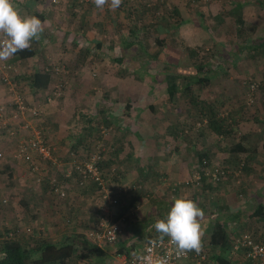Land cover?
Masks as SVG:
<instances>
[{
  "label": "rangeland",
  "instance_id": "374dc122",
  "mask_svg": "<svg viewBox=\"0 0 264 264\" xmlns=\"http://www.w3.org/2000/svg\"><path fill=\"white\" fill-rule=\"evenodd\" d=\"M17 1L20 2L22 0ZM90 1L91 0H80V6L79 8L77 7L79 12L74 9L73 11L82 15L85 11V7L88 6L86 4ZM198 1L205 2L204 0H196L195 2L192 0H167L165 4L167 7H165V5L163 6L162 4L156 3L155 0L152 1L155 4L152 3V7L150 6L148 9L151 15H149L147 11L145 12V17H142V20L139 21L140 29L137 33L144 46L142 49L148 53L146 56L137 55L138 51L140 53V47L137 44L132 46L123 44L124 38L129 36L128 28L131 25L130 19H127L126 23L119 28L111 24L99 25L94 23L91 25L89 21H85L82 27L77 28L75 24L77 21L75 22V20H73L72 23L69 24V17L73 15L72 9L68 6L70 3L69 0L47 1V6H49L47 9H49L51 14L49 13V19L46 20L47 23L45 25V31L42 34V39L34 44L37 54L35 57L22 62L21 70L22 73H29L32 72L33 69L47 71V68L51 66L58 68L62 75L60 73L52 76L51 89L57 87L62 80L67 84V87L64 88V90H66L64 95L67 94L68 100H71L73 103L72 113L83 108L87 115L95 116L97 129L93 130L94 134L92 135L95 137L90 143L86 141H81L79 143L84 149L81 148L80 155L78 154L79 156L77 159H79V161H82L83 156H85L83 159H87L99 144L106 145V133L108 131L112 133L114 130V125L108 126L107 122L104 121V117L106 116L102 112L104 107H110L109 109L114 112L119 110L122 111V116L124 118L121 120L120 125H118L123 126V128H125L124 131L128 133V130L137 128V123H139L137 122V108L146 103H139V100H143V102L146 100L148 101L149 97L153 96L154 93H156L157 97L167 98L165 75L167 73H189V71L192 70L193 73H195L196 70L192 69L194 63H204V71L200 74L208 78V82L205 84L192 86V91L199 100L217 110L220 118L226 117L225 119L230 127L233 126V121L236 119L235 111L237 109L238 113L245 112L248 116H254V130L258 131L259 129H264V46L258 45V48L255 50L249 48L255 44L257 45V43L264 38V0H210L208 3L209 5L204 7H202V3ZM236 2H243L245 26L247 30L253 33L251 39L246 41L237 37L236 32L238 27L235 18L227 14L232 4ZM37 5H39L38 8ZM177 5H180V8L178 6L180 18L185 20L183 24L178 28L174 26L168 27L166 25L164 28L169 29L160 31L159 28L158 30L155 22H161L162 24L164 18L167 19V17H171L172 8ZM16 6L22 13L27 14L43 12L44 8V6L40 5L39 1H36L32 7L21 8L18 3ZM130 6L132 9L136 8L134 12L137 11V1L133 2ZM100 12L103 14V11ZM100 12L99 10L93 11L90 12V15H93V19H98L101 16ZM221 13L224 15L222 16L223 18L220 16ZM148 16L151 17L153 22H149ZM53 22L56 24H53ZM69 25L73 27L74 30H76V28L79 29V31L84 29L85 35H66L65 31ZM101 29L105 31H101ZM158 39L164 41L165 44L161 45ZM181 40L184 42L183 45L186 46H181ZM163 46L165 47L163 48ZM188 46L196 48L197 52L202 56L197 58L190 57L186 49ZM67 50H74L77 52V55H75V52V54L67 53ZM118 59L121 60L118 61ZM2 63L3 62H0V77H6V80H0V107H2L0 108V112L4 111L6 113V109L9 106L7 111L14 109V104H17L15 101L17 99H22L25 110L24 115L20 117V119L21 121L29 123V127L32 128L40 121L44 112H46L45 107L47 103H45V96L47 95L45 94H47V92H38L35 94L25 82L21 84L15 83V81H13L14 75L12 71H7ZM14 72L19 74L20 70L17 69ZM253 80L260 83V88L255 93L254 101L250 102L248 82ZM119 82L123 83L122 87L117 86ZM61 94V91L54 93L55 97L57 96V100ZM190 97L191 96H187V93L180 91V93L176 95V100L170 103L171 110L169 111L179 118H187L185 121L190 128H192L191 126L194 121L200 118V114L191 103ZM106 98L114 102L111 101V105L108 106L107 102H105ZM117 98L119 99L120 107H122L121 109H118L120 107L115 101ZM123 98H126V100L123 101ZM5 99L6 101L8 100L7 103L4 102ZM56 99L52 100V102ZM3 103H6V105ZM241 108L242 110H240ZM109 109L107 110L110 111ZM34 110H36L37 114H34ZM147 111L148 110H146L145 113L143 112V114L145 115ZM85 113L83 114L85 115ZM158 115V119L153 123V119L150 120L149 118H154L153 116L155 115L149 116L147 114L144 120H142V123L146 121L147 124L149 122L150 124L152 123L151 127L155 131L158 129L162 130V128L167 129V124L171 121L172 116H169L168 113L164 114V110H161ZM165 115L166 117L162 118ZM66 116L68 117V114H66ZM248 121H250V119ZM14 125L15 123L8 115H3V117L0 118V171L9 165L5 170L12 172L13 183L16 178L15 175L18 174L17 171L20 167H26L23 162H19L22 165L17 164L18 162L15 159L19 156L18 146L21 138L19 132L16 130L14 135H12L13 133L10 134L12 131L11 128H14ZM188 125L187 127H189ZM234 127L235 125L233 128ZM17 128H19V125ZM204 128V135H200L196 127L186 134V140L188 142L183 143L182 146V151H185L184 155H186L187 150H192L193 148H196L199 153L204 150V146L219 143L228 145L231 142L230 138L224 137V139H222L221 136H210L211 134L206 133V129L209 128ZM239 128L245 132L246 123L244 121L240 122ZM199 131H201V129H199ZM99 133L102 134V139L104 140L98 138ZM159 137L160 145H158L157 148L167 155L166 158L169 159L168 161H172L174 157H172V154H169V150L172 149V146L169 145L171 140H164L165 137L163 136ZM195 154L196 153H192L190 155L191 159H193L194 156L198 158L200 155ZM221 154L222 153H219L218 157H222ZM176 161V158H174V165ZM224 164V166L227 165L225 162ZM174 167L171 168V166L168 165L166 169L160 168L157 171L162 176L160 180L162 179L161 181L168 183V188L165 189H160L164 187L163 184H160V180L158 184L154 183V176H148L147 180L150 181H147L145 178L139 181L141 178H137L138 181L136 180L135 182L133 178V184L136 187H142L144 190L153 189L152 191H145L146 194L149 193L150 195V197H148L150 199L148 203H154L158 208L157 211L159 210L161 215L165 214L166 210L170 209L173 203L171 199L173 196L179 197L180 195L187 194L195 200L204 211L209 207L215 209L220 215L222 214L227 217V219H230L229 221L232 227H234V233L246 232L253 235L256 239L264 237V212L263 210L257 212L258 204H255V201L248 194V189L251 187L250 181L244 176L242 177L241 172H236L226 166L229 171L226 179L223 178V182L218 181L217 186L219 187H215L216 189L208 191L209 193L207 196H204L202 190L197 187V185L186 186L182 183L179 184L180 182L178 180L176 181V178L171 179V176L176 175ZM132 168L134 169V167ZM194 168L195 167L192 168V166H190L188 168L189 172L191 173V170ZM149 170L152 171L153 169ZM8 171L0 173V191L3 194L2 198H5V200L8 199L6 196L8 192L11 191V188L7 186L12 183ZM181 172L183 171L179 172L182 175ZM181 175L178 176V179L183 178ZM185 175L187 176V173ZM231 175H234V179H231L233 181L228 179ZM225 182L227 185H224ZM124 183H127V181H124ZM77 185L85 189L81 185ZM157 185H161V187L158 189ZM80 188L77 189V192L80 191V196L84 197L82 194L83 191L81 192ZM172 188H177V190H173L171 193L170 190H172ZM222 188H224V190ZM5 191L7 192L5 193ZM126 196L127 195L121 197L119 206L122 207V205L126 206V204H128V197ZM229 200H231V202H228ZM140 202L142 201L139 200V203ZM92 203L93 204L89 206V212L92 213L93 216L99 217L98 213H94V208H96L97 205L94 204V201ZM83 204L86 207L85 210H88L86 200L85 203L83 201ZM127 208H130L129 205ZM135 209H137V206ZM115 210L116 207L113 209V213L116 214ZM148 211H150V213L154 211L155 214H157V211L152 207L149 208ZM2 214L3 215H0V228L6 221L10 223L9 217H6L4 213ZM17 219H19V216ZM206 220L207 218L204 215L201 224ZM134 221L135 220L132 218L129 220L131 224ZM135 223L137 227V222ZM88 229L87 224V226H83L79 230L80 236H82L81 238L84 240L86 239L85 234L88 232ZM48 240L52 242L54 238L50 236ZM57 242L58 240L55 243ZM94 264L100 263L95 261Z\"/></svg>",
  "mask_w": 264,
  "mask_h": 264
},
{
  "label": "crops",
  "instance_id": "0c3cea01",
  "mask_svg": "<svg viewBox=\"0 0 264 264\" xmlns=\"http://www.w3.org/2000/svg\"><path fill=\"white\" fill-rule=\"evenodd\" d=\"M14 1L16 4L18 3V5L21 8L24 7L26 8L30 6L32 7L33 4H35V2L32 0H24V1L22 0L20 2L17 0ZM47 1L48 0L39 1L40 5L44 6L43 12H40L41 14L44 15V21L48 20L49 13L51 14L49 9H47L49 8V6H47ZM135 1H137V11L130 18L127 15V10L123 8L122 4L119 8L115 10H112L108 5H105L104 9L100 10L96 8V6L93 3V0H91L89 3L86 4L88 6L85 7L84 13L82 15H79V13H76L75 11H73V9L79 12L77 7L79 8L80 5L73 8L74 2L72 0H69L70 2L69 5L72 6V12H73V15L69 17L70 18L69 24L72 23L73 20H75V22L77 21L75 24L76 27L78 28V27H82L85 21L87 22L89 21L91 25L94 23L99 25L111 24L119 28L126 23L127 19H130L131 25L129 26L128 30H129V35H131L130 29H133V27L134 29L136 28L135 29L136 32L137 30L139 32L140 29L139 21L142 20V17H145V15L143 16L141 15L142 12L141 10L142 9L147 10V13L151 15L148 9L145 7H150L152 3H154L152 2L153 0H131L129 6ZM192 1L195 2L196 0H192ZM204 1L205 2L202 1H198V2L202 3V7L209 5L208 3L210 0H204ZM155 2L161 3L164 6L167 0H155ZM238 3L243 4V2H238ZM178 6L180 8V5H177V6H173V9L174 8L179 9ZM165 7H167V5H165ZM98 10L99 12L103 11V14L100 12L101 15L100 18L93 19V15H90V12L98 11ZM148 17H149V22H153L151 17L150 16ZM182 21L185 20L182 18ZM53 24L56 23L53 22ZM137 26L139 27L137 28ZM77 28L76 30H74L73 27L69 25L65 31V34L66 35L76 34V36L80 34L85 35L84 29H81L79 31V29ZM101 31H105V30L101 29ZM129 38L133 39V37H129ZM74 52H75L74 50H67V53H73V54L76 53L75 55H77V52L75 53ZM34 70L35 69H33V71ZM122 84H123L122 82L121 83L119 82L117 83V86L122 87L123 86ZM41 92H45V93L47 92L48 94L49 88ZM153 96L149 97L148 101L146 100L143 102V100H139V103L146 102L143 106L137 108L138 111L137 118L139 120V121L137 120V122H139L140 124L136 122L137 128H133V130H128L129 134L126 133V131H124L125 128H123V126H119L121 120H123L124 118L122 116V111L119 110L114 112L109 109L110 107L109 108L104 107V109L102 110L103 114L106 115L104 117V121L107 122V125L108 126L114 125L113 126L114 130L112 131V133L109 131L106 133L107 134L106 141L108 145L105 143L106 151H105V158L103 159L104 160L103 163H106V169H105L106 171L104 172L102 171V173L104 174V176H106L109 179V185L113 190V195L120 198L119 204L114 206V208L116 207L115 210L116 214L114 213V216L116 220L120 221L122 225V235L119 238V241L115 244H109L111 246L98 245L95 242H93L90 238H88L86 234H85L86 239L84 240L83 238H81L82 236H80L81 234L79 233L80 228L83 226H87V224H90V221L92 220V218L90 217L93 216V214L89 212L90 210L89 206L93 204L92 203L93 201L94 204L96 205L99 202V197H98L99 187L96 182L88 181L86 185L84 186L81 185L85 189H82L80 188V186L77 185V184L80 185L79 183L80 180H79V175L75 172L76 170L73 164L74 162L73 160L75 156L71 155V153H75L76 157L78 158L81 152V148L83 149V146L79 144L75 147L76 149L74 148L73 144L75 143L76 136L77 138L78 137L83 138L85 136L88 137L87 140H89L88 141L89 143L95 137L92 136L94 134V131L89 132L91 133V137H90V135H87V133H85L81 129V126L84 123L83 121L85 120V118H88L87 114L84 111L85 109L82 108L79 111L72 113L73 103L71 100H68L69 98L67 97V94L63 98L58 100L56 99L57 96L54 97L52 95H49V98L45 96V103H47L45 107L46 112H44V115L41 116L40 121L37 122V124L31 128L29 126H26L27 125L26 121L14 120L12 118V113L13 111H15V108L13 107L14 109L7 111V109L10 107L9 106L6 109V113L15 123L14 125L15 129L11 128L12 131L10 134H12L13 132L15 133L16 131L19 132L21 139L19 140L18 147H20V144L22 142L31 139L30 138L31 135L35 136L36 133H39L46 142V144L54 149L53 155L50 158H44L42 155H40L37 152L33 153L34 160L39 163L44 174L41 184L37 183L36 181L37 176L32 172L30 163L26 162L20 156H18L20 160L18 158H15L16 161L18 162L17 164L22 165L19 162H23L26 165V167L22 166L17 171L18 174L15 175L16 178L14 177L15 178L13 183L14 185L11 187V191L8 192L7 195L9 201L8 199L5 200L6 207L3 206L4 209L1 210V212L4 213L6 217H9L10 226L17 228V230L19 229L20 231L27 228V231L33 232V236L46 238L47 240L51 236L54 238L55 242L58 240L57 243L69 242L76 247L78 253H81L82 249L86 245L84 241H88L98 246L99 248V251L96 250L92 251V255H90L91 261L94 260V258H96L95 261H98V263L100 264H123V262L126 260L128 256H130L133 253H137L143 249L144 244L149 238V236H151L153 233L157 234L153 225L158 218H164L166 212L168 211L166 210L165 214L161 215V213H159V210L157 211L158 208L154 203L152 202L150 204L148 203L150 201V199L148 198L150 197V195L149 193L146 194L145 191L149 189L142 190L143 194L141 195V199H140L142 202L135 205V207L137 206V209L131 206L132 199L134 198L133 195H135L137 191V188H135L134 187L135 185L133 184L134 181L133 178L135 179L136 182L137 178L138 179L141 178L139 180L141 181L143 180L142 178H145L147 180L148 176L149 177L154 176L155 179L154 183L158 184L160 178L162 177L159 174V172H157L158 169L160 168L166 169V166L170 165L171 168L175 166L174 171L176 173L175 176H171V179L176 178V181L178 180L179 182H183L189 179L192 176L193 172L197 171V169L200 167L199 156L198 158H196L197 156H194L193 159H191L190 155L192 153H196L198 155L201 152L211 153L210 156L213 160L212 161L213 165L216 164L225 165L224 164L225 162L227 163L226 166L228 168H231L236 172H241L242 177L244 176L246 179H248L251 184L250 189H248L249 190L248 194L255 201L254 203L258 204V207H261L262 208L261 210H263L264 212V129H259L258 131L254 130L255 128L254 116L249 115L250 116L249 117L248 115H246L245 112L238 113V110L236 109L235 111L236 119L235 121H233L234 122L233 126L235 125V127L230 131L229 135L227 134L219 135L216 133L213 134V132L210 131V129H206L207 130L206 133L211 134L210 136L217 135V137L218 136L223 137L222 139H224V137L230 138L231 142L228 145L219 143L215 145L213 144L209 146H204V150H202L199 153L197 152L196 148H193L192 150H187L186 155H184L185 151H182L183 148L182 146L183 143L188 142L186 140L187 138L186 134H188V132H191V130L195 129V127L198 130L199 126H201L200 125L201 119L203 118L204 121H206L204 118L205 116L202 117L203 115L200 114V118L195 120L193 125L191 126L192 128H190L188 123L185 121L187 118L184 119L182 117L179 118L176 115H174L171 111H169L171 110L170 103L175 101L176 97H174V99L172 100L169 97V95L167 98L165 97L160 98L156 96V93H154ZM139 98L142 99L141 97ZM54 99L56 100L52 102V100ZM125 100L126 98H123V101ZM111 101L114 102L113 100L106 98L105 102H107V105L109 106L111 105ZM115 101L120 107L119 99L117 98ZM4 102L7 103L8 100L6 101L5 99ZM6 103L3 104L6 105ZM14 106H17L18 108V104H14ZM121 108L122 107L118 109ZM107 109H109L110 111H108ZM146 110L148 111L144 115L143 112L145 113ZM161 110H164V114L168 113L169 116H172L171 121L169 122V124H167V129L162 128V130L158 129L157 131H155L151 127L152 123L150 124L149 122L147 124V121L142 123V120H144L147 114L149 116H153V114L155 115L153 116L154 118H149L150 120L153 119V123H154L155 120L158 119L157 118L159 116L158 113ZM240 110H242V108ZM83 113H85L86 116H83L82 115ZM66 114H68V117L66 116ZM164 117H166V115L163 116L162 118ZM249 119L250 121H248ZM242 121L246 123L245 132H243L241 128H239V124ZM18 125L19 128H17ZM187 125L189 127H187ZM202 127H206V122L203 124ZM204 131L205 128L203 129V131L201 129L200 132L204 133ZM101 136L102 134L99 133L98 138ZM159 136L165 137L164 140L165 139L171 140L169 145L172 146V149L169 150V154H172V157L176 158L177 161L175 165H174V158L172 161H168L169 159L166 158L167 155L157 148V146L160 145ZM81 141H83V139L78 140L79 143ZM219 153H222L221 154L222 157H218ZM83 158H85V156L82 157V161L86 160ZM77 161L79 162V159H77ZM190 166H192V168L195 167L193 170H191V173L188 170ZM132 167H134V169ZM112 169H114L113 174H111ZM149 169H153L155 171L152 170L153 171L152 172ZM186 169L188 172L186 171ZM73 171H74V176H69V173H73ZM180 171H183L181 172L182 175L179 173ZM186 173L187 176L185 175ZM179 175L183 176V178L178 179ZM52 176L56 178L58 182L61 183L63 186L65 185L64 188H66L67 189L66 191L68 192V196L66 198L63 199L59 198L53 192L49 180ZM227 176L228 174L226 175V177ZM204 179L205 180H202L200 184H194V186L197 185V187H199L202 190V194L204 196H207V194L209 193L208 191L212 189H216L215 187H219V186H217L218 182L214 181L211 177L207 178V176H205ZM228 179H230V181H233L231 179H234V175L229 176ZM124 181H127V183H124ZM221 181L223 182L224 179H222ZM226 182L224 183V185H227ZM95 183L97 184V186H94ZM160 184H163L164 186L160 189L168 188L167 182L161 181ZM77 187L81 189V192L83 191L82 194L84 195V197L80 196V191L77 192L78 189ZM157 187L159 189L161 185H157ZM222 189L224 190V188ZM173 190L174 189L172 188L170 192L172 193ZM124 195H127L126 197H128L127 198L128 204H126V206L122 205L121 207L119 205L121 202V197ZM82 200L84 201V203L86 200L87 202L86 206L88 207V210H85L86 207L84 206ZM228 202H231V200H229ZM128 205L130 208H127ZM97 206L96 208H94L95 210L94 213L99 214V209L97 208ZM151 207L157 211L156 212L157 214H155L154 211L152 213L148 211V209ZM208 208L209 207H207L206 211L203 210L207 218V220L204 221V223L202 224L203 232L205 233V239H207L208 236L210 235L209 234L210 228L214 224L215 219H217V217L220 216V213H218L215 209L212 208L208 209ZM2 213L1 215H3ZM18 216L19 219H17ZM130 218L135 220L132 224L129 222ZM135 222H137V227L135 226L136 224ZM90 230L91 229H88L87 231ZM28 237L30 236L28 235L27 238ZM256 240L262 241L264 243V237ZM121 248H124L125 251L119 252V249ZM238 256L240 257V259H242V255L240 253L238 254ZM233 257L234 258L229 257L230 264H238L239 257H236V255H234ZM90 258L81 259V257L80 258L76 257V259H74L73 262H71L70 264H91ZM95 261H92V264H94Z\"/></svg>",
  "mask_w": 264,
  "mask_h": 264
},
{
  "label": "trees",
  "instance_id": "16d2710c",
  "mask_svg": "<svg viewBox=\"0 0 264 264\" xmlns=\"http://www.w3.org/2000/svg\"><path fill=\"white\" fill-rule=\"evenodd\" d=\"M32 1L36 2L40 0H32ZM41 1H45V0H41ZM72 1L74 2L73 8L77 7L80 4V0H72ZM130 1L131 0H124V2H122V5H123V8L127 10V15L131 18V16L135 14L134 10L136 8L132 9L131 6H129ZM68 6L70 9H72L71 5H68ZM243 7H244L243 4L236 2L232 4V7L227 11V14L235 18V21L238 27L237 32H236L237 37H240L242 40L246 41L248 39H251V37L253 36V33L246 29V26H245L246 22L243 16ZM145 8L149 9V7H145ZM141 11H142L141 15L143 16L145 15V12L147 10L142 9ZM35 14L38 18H40L41 20H44L43 14H41L40 12H36ZM171 14H172L171 17L169 16L167 17V19L166 18L163 19L162 24L161 22H155L157 24L158 30L159 28H160V31L169 29V28H164L166 25L168 27L174 26L175 28H178L181 24H183V21L180 18L179 9L172 8ZM220 16L221 17L224 16L223 13H221ZM135 29L134 27L133 29H130L131 35L124 38L123 44L128 45V46L137 44L140 47V53L138 51L137 55L146 56L148 55V53H146L144 49H142L144 48L143 43L141 42V40L139 39L137 35L138 30L136 32ZM129 37H133V39H130ZM263 40L264 38H262V40L259 41L257 45L255 44L254 46L249 47V48H252L253 50H255L256 48H258V45L263 47L264 46ZM158 41L161 45L165 44L164 41L160 39H158ZM35 43H38V42L33 40L31 48L18 52L10 60L3 62L2 65L7 71L8 70L12 71V74L14 75L13 81H15V83L21 84L22 82H25V84L29 85V88L35 94L49 88V93L47 94L48 98H49V95H52L55 97L53 92L58 93L61 91L62 94L59 96V99H61L65 96L64 92L66 90H64V88L67 87V84L61 80V82L57 85V87H60V88L54 87V89H51V87H49L50 83L53 80L52 76L58 75L61 73L59 69L51 66L47 68V71H44L41 69H35L34 71L30 73H22L21 62L22 61L24 62L30 58H33L37 54V50L34 47ZM180 44L182 47L186 46V45H183L184 44L183 40H181ZM164 47L165 46H163V48ZM186 49L189 53V56L192 58H197V57L202 56L199 54V52H197L196 48L194 47L188 46L186 47ZM120 60L121 59H118V61ZM17 69L20 70L19 74H16V72H14ZM192 69H195L196 72L193 73V70H192V71H189V73H176V74L167 73L165 75L167 94L173 100L174 97H176V95L180 93V91L187 93V96H191L190 97L191 103L197 109L198 113L202 114L203 115L202 117L205 116L204 118L206 121H204V119L202 118L200 121L201 122L200 125H203L206 122V128H209L210 131H212L213 133H216L219 135L221 134L229 135L230 131L233 129V126L231 127L228 126L227 124L228 122L225 119L226 117L220 118L217 110L212 108V106L199 100V98L196 97L194 92L192 91L193 90L192 86L199 85V84L203 85L206 82H208V78L203 77L200 74L202 73V71H204V63H194V66L192 67ZM0 78H1L0 80L2 81L6 80V77H0ZM254 82L258 83L255 80L248 82V88H249V93H250L248 94L249 96H252L253 98H255V93L260 88V83H258V87L256 88V90L255 91L251 90L249 85ZM16 108L17 106H15V110ZM5 114L7 115V113L3 114L2 112L1 116L3 117V115ZM83 116H86V114L85 115L83 114ZM87 116L88 118H85V120L83 121L84 123L81 126V129L85 133H87V135H90L91 137V133L89 132L97 129V123L95 122V119H94L95 116L93 115L92 116L87 115ZM201 127L202 126H199L198 132L200 135L201 134L204 135V133H201L199 131V129H202V130L204 129V127L202 128ZM32 137L34 136L31 135L30 138ZM75 138H76L75 143L73 144L74 148L79 144L78 140L83 139V141H86V142L89 141L87 140L88 137L86 136L83 138H79V137L77 138L76 136ZM99 138L102 139V136ZM210 155L211 153H208V152L200 153L199 155L200 167L198 168L199 170L200 168H212L213 160ZM103 162L104 160L101 161V163L99 164V168L101 171L104 172L106 171L105 170L106 163H103ZM8 167L9 165L4 167L0 171V173L8 171V170H5ZM225 168L228 170L226 166ZM201 172L203 173L204 171L202 170ZM8 175L12 182V172L8 171ZM204 178L205 176L202 177L201 181L205 180ZM13 185L14 184L12 182L7 187L11 188ZM94 186H97V184L95 183ZM142 190H143L142 187L137 188L135 195H133L134 198L132 199L131 206L135 207V205L139 203V200L141 199V195L143 194ZM6 192L7 191H5V193ZM2 195L3 194L0 191V215L2 213L1 210L4 209L3 206L6 207V202L4 201L5 199H2ZM119 201H120V198H119ZM257 209H258L257 212L262 211L261 207H258ZM90 218H92V220L90 221V224H88V227L91 230H96L98 228V224H97L98 219L95 216H91ZM229 220L230 219H227V217L221 214L219 217H217V219H215L214 224L210 228V233H209L210 235L207 238L208 240L203 238V248H204L203 252L206 255L204 264H230L229 257L234 258L233 257L234 255L230 254V250L233 245V241H235V239L242 233L240 232L234 233V227H232L231 222ZM28 232L30 231H27V228L21 231L19 229L17 230V228L10 226V224L7 221L2 225V227L0 228V264H70L71 262H73L74 259H76V257L78 258L81 257V259H89L90 255H92L93 250L99 251L98 246L88 241H84L86 245L82 249V252L78 253V250L76 249V247L73 246V244L69 242L54 243V242L48 241L46 238L33 236V232H30V233ZM28 235L30 237L27 238ZM124 251H125L124 248L119 249V252H124ZM236 257H239V256L236 255ZM95 259L96 258H94V260L92 261H95ZM92 261L90 258V262ZM240 261L241 259L239 257V262Z\"/></svg>",
  "mask_w": 264,
  "mask_h": 264
},
{
  "label": "built area",
  "instance_id": "2783aa9c",
  "mask_svg": "<svg viewBox=\"0 0 264 264\" xmlns=\"http://www.w3.org/2000/svg\"><path fill=\"white\" fill-rule=\"evenodd\" d=\"M249 86L251 90L255 91L258 87V83L254 82ZM249 100L250 102H253L254 98L250 96ZM16 102L18 108L13 111L12 118L14 120H21L20 117L24 115L25 106L23 105L22 99H17ZM4 113L5 112L3 111V114ZM34 114H37L36 110H34ZM26 126H29V123H27ZM53 150L54 149L47 145L44 139L41 138L39 133H36L34 137L20 144L19 156L26 162L30 163L32 172L37 176L36 181L38 184H41L44 174L39 163L34 160L33 153L37 152L44 158H50L53 155ZM105 151L106 146L104 144H99L93 153L82 162H78L75 153H71L72 156H75L73 164L76 170L75 172L79 175L80 185L84 186L88 181H94L99 187V202L97 204L99 209V217L97 221L98 228L86 233L87 237L98 245L115 244L119 241V237L122 235V225L120 221L116 220L113 213L114 206L119 204V197L113 195V190L109 186V179L103 176V173L99 168V164L105 158ZM202 170L204 171V174L201 172ZM201 171L197 169L189 179L180 182L179 184L182 183L186 186L200 184L203 176L211 177L214 181L218 182L225 178L229 172L224 165L219 164L213 165L212 168H201ZM113 173L114 169H112L111 174ZM69 176H74V171L73 173H69ZM49 180L51 188L56 196L62 199L68 196L67 189L64 188L65 185L63 186L53 176ZM134 187L138 188L136 186ZM174 190H177V188H174ZM157 236L158 234L153 233L149 236L147 241L156 239ZM146 242L141 251L128 256L123 264H134L136 254L144 252ZM203 251L204 248L200 254L193 251L189 252L186 256L177 258L169 245L167 238H165L162 244H157L153 250V254L164 255L167 253L170 257V264H204L206 255ZM239 253L242 255L239 264H264V243L256 240L249 233H242L235 239V241H233L230 254L238 255ZM136 264H138V262H136Z\"/></svg>",
  "mask_w": 264,
  "mask_h": 264
},
{
  "label": "clouds",
  "instance_id": "9594fccd",
  "mask_svg": "<svg viewBox=\"0 0 264 264\" xmlns=\"http://www.w3.org/2000/svg\"><path fill=\"white\" fill-rule=\"evenodd\" d=\"M122 2L123 0H93L100 10L105 5L115 10ZM46 23L35 14L22 13L14 0H0V62H6L18 52L31 48L33 40L39 42ZM171 199L173 203L165 217L158 218L153 225L157 238L146 242L144 252L136 254L134 264H170L167 253L153 254L154 248L157 244H162L165 238L177 258L193 251L200 254L203 250V209L187 194L173 196Z\"/></svg>",
  "mask_w": 264,
  "mask_h": 264
}]
</instances>
